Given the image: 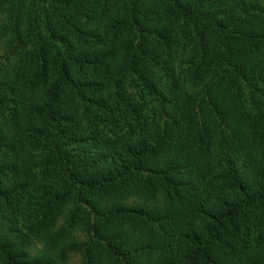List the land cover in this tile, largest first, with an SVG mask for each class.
Segmentation results:
<instances>
[{"label":"trees","instance_id":"trees-1","mask_svg":"<svg viewBox=\"0 0 264 264\" xmlns=\"http://www.w3.org/2000/svg\"><path fill=\"white\" fill-rule=\"evenodd\" d=\"M0 264H264V0H0Z\"/></svg>","mask_w":264,"mask_h":264},{"label":"rangeland","instance_id":"rangeland-1","mask_svg":"<svg viewBox=\"0 0 264 264\" xmlns=\"http://www.w3.org/2000/svg\"><path fill=\"white\" fill-rule=\"evenodd\" d=\"M1 56H2V53H0V58H1ZM1 61V60H0Z\"/></svg>","mask_w":264,"mask_h":264}]
</instances>
